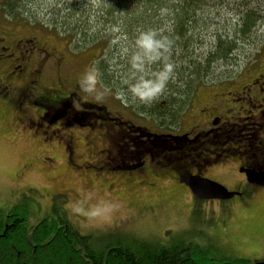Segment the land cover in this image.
Masks as SVG:
<instances>
[{
  "label": "rangeland",
  "instance_id": "rangeland-1",
  "mask_svg": "<svg viewBox=\"0 0 264 264\" xmlns=\"http://www.w3.org/2000/svg\"><path fill=\"white\" fill-rule=\"evenodd\" d=\"M79 1L0 0V5L9 2L15 6L13 10L0 8V30L2 27L11 29V33L15 34L13 39L37 37L51 53L63 60L60 68L52 63L46 64L43 70L45 96L53 93L56 80L61 77L69 84L82 83L85 89L83 97L95 105L92 108L78 105L75 117L69 116V113L64 116L67 109L63 108L59 119L46 122V128L37 129L38 134H35V129H24L21 122L14 119L21 107H25V102L24 105L20 103L17 92L13 94L17 95L18 101L13 94L1 98L0 212L27 210L31 226L56 213H66L72 227L80 235L89 236L90 245L98 253L107 251L130 235L151 244L192 242L209 250L213 258L222 264H240V260L264 261V189L253 187L243 196L227 201H198L178 187L172 173L159 178L153 174L127 177L109 173L95 176V170L86 168L98 162L100 150L108 144L103 132H98L101 124L97 121L109 125L111 134L119 131V124L117 120L108 118L117 117V113L134 123L151 126L152 119H149L148 113L140 110L149 100V82L146 79L138 81L137 74L131 70L134 75L128 73L122 61L129 58V62L134 58L140 65L155 68L160 61L171 69L183 62L180 51L173 56L168 51L153 47L147 36L143 42L140 31L135 30L127 36L119 29L112 31L107 24L96 25L93 20L88 24L89 33L100 31V36H112L113 42L90 49L76 47L77 41L70 39L65 32L59 33L58 29L63 30L65 26L61 19L64 14L59 11L70 8L71 4L78 5ZM167 3L177 4L175 0ZM197 6L202 10L196 14L195 30L188 34L193 36V60L208 57L211 51H215L219 39H236L237 45L230 60L215 62L204 74L201 82L206 83L201 85L203 89L199 94L202 95L200 99L204 94L205 100L212 99L213 94L235 90L254 71L264 68V0H199ZM93 7L98 9L99 6L93 3ZM244 9H258L260 22L250 36L240 38L234 32L239 26L240 11ZM168 13L165 10L159 13V20L164 25L162 28L155 27L158 35L173 26V16ZM9 43L10 47L14 46V42ZM102 52L106 54L109 72L118 79L112 85L113 90L103 88L97 78L94 61ZM160 68L157 67V76L162 81L167 74L162 73ZM126 72L129 77L125 76ZM89 75L94 77V82L87 80ZM172 77L167 76L169 83L179 86L177 79ZM158 79L154 88L163 90L165 85ZM64 92L68 91L64 89ZM196 95L195 91L191 101ZM150 98L153 101L156 99ZM197 103V100L195 104L190 103L189 111H185L171 127L179 132L190 127L193 124L190 117L199 107ZM83 112H91L93 117H79ZM101 115L106 116L105 121L99 118ZM25 117L27 119L26 114ZM90 122H93L91 127L88 126ZM117 136L119 134L114 135L112 144L119 151L120 139ZM68 144L73 145L72 155ZM154 183L156 186H151ZM217 183L231 192L237 191L236 187L220 177H217ZM61 193L65 195L60 196ZM253 193L255 195L250 196ZM93 210H96V215L90 214Z\"/></svg>",
  "mask_w": 264,
  "mask_h": 264
},
{
  "label": "flooded vegetation",
  "instance_id": "flooded-vegetation-1",
  "mask_svg": "<svg viewBox=\"0 0 264 264\" xmlns=\"http://www.w3.org/2000/svg\"><path fill=\"white\" fill-rule=\"evenodd\" d=\"M11 32V29L5 27L0 30V100L16 91L23 100L13 94L17 101L19 99L22 105L25 102V107H21L14 118L16 122H21L24 129H35V134H38L37 129L46 128V122L51 123L61 117L63 108L67 109L64 116L67 117L69 113V116L75 117L78 105L84 108L95 107L83 97L85 89L82 83L69 84L61 77L56 80L53 93L46 97L43 70L47 63L60 68L63 60L51 53L37 37L13 39L15 34ZM9 41L14 42L13 47H10ZM64 89L68 92H64ZM201 89L191 101V105L196 100L199 105L197 112L190 117L193 124L181 132L172 128V124L161 125L156 119L151 120V126H143L117 113V117L108 118L117 120L119 124V131L111 134L109 125L97 121L101 124L98 132H103L108 144L100 150L98 162L86 168L95 170V176L109 173L127 177L153 174L159 178L172 173L178 187L198 201L211 200L196 198L187 185L180 183L181 176H199L216 182L217 177H220L237 188L239 197L253 187L263 190L264 187L249 183L246 173L242 171L264 173V68L254 71L235 90L213 94L212 99L204 100V94L200 99ZM96 107L102 109L101 106ZM189 107L190 103L182 114L188 112ZM81 115L79 117L82 118L92 116L91 112H83ZM99 118L105 121L106 116L101 115ZM92 124L90 122L88 126ZM118 134L120 149L116 151L112 139ZM71 147L73 145H67L72 155L74 151ZM253 195L255 193L250 194Z\"/></svg>",
  "mask_w": 264,
  "mask_h": 264
},
{
  "label": "trees",
  "instance_id": "trees-1",
  "mask_svg": "<svg viewBox=\"0 0 264 264\" xmlns=\"http://www.w3.org/2000/svg\"><path fill=\"white\" fill-rule=\"evenodd\" d=\"M167 1L169 0H80L81 3L78 2V5L71 4L70 8L59 11L64 14L61 19L65 26L63 30L58 29L59 33L65 32L70 39L77 41L76 47L80 49L103 46L104 43L111 45L114 40L110 35L100 36V31L90 34L88 24L93 20L96 25L107 24L112 31L119 29L123 35L127 36L135 30L140 31L143 42L147 36L150 45L162 51H168L173 56L180 51L181 62H183L180 66L171 69L167 64L155 61L158 63L157 67H161L160 71L167 74L162 81L158 79L157 67L140 65L134 61V58L129 62V58L122 61L128 73L137 74L138 81L146 79L149 82L147 84L149 100L145 101L146 104L140 110L144 114L148 113L150 118L158 120L161 125L173 124L179 118L195 91L197 92L198 88L206 83L201 82L204 74L209 72L215 62L230 60L237 47L236 39L235 41L219 39L215 51H211L208 57L193 60V36L188 34L195 30L194 25L198 21L196 14L202 10L197 6L199 0H175L177 3L175 5L168 4ZM93 3L99 6L98 9H94ZM2 7L15 9V6L10 5L9 2L1 4L0 8ZM162 10L167 13L168 10L170 11V15L173 16V26L170 30L158 35L155 27L162 28L164 25L163 21L159 20V13ZM257 10L240 11L239 26L235 29V36L246 38L257 29L260 22V12ZM105 52H102L103 54L94 61V66L102 87L112 89V85L118 82V79L109 72ZM185 62H188V65L185 66ZM142 69H145V72H142ZM127 72L125 76L129 77ZM167 76L176 78L179 86H175L173 82L170 84ZM157 79L165 85L163 90L154 88ZM160 91L162 93H159ZM150 97L156 99L153 101ZM28 213L27 210L0 212V264L223 263L214 259L209 250L192 242L177 241L170 245L151 244L130 235H126L124 240L118 241L107 251L98 253L90 245L89 236L80 235L72 227L66 213L48 216L34 226L29 225ZM239 262L240 264H264L247 260Z\"/></svg>",
  "mask_w": 264,
  "mask_h": 264
},
{
  "label": "water",
  "instance_id": "water-1",
  "mask_svg": "<svg viewBox=\"0 0 264 264\" xmlns=\"http://www.w3.org/2000/svg\"><path fill=\"white\" fill-rule=\"evenodd\" d=\"M249 183L264 187V173L244 170ZM180 183L187 185L192 193L201 200H230L240 195L228 191L224 186L199 176H181ZM232 264V263H226Z\"/></svg>",
  "mask_w": 264,
  "mask_h": 264
},
{
  "label": "clouds",
  "instance_id": "clouds-1",
  "mask_svg": "<svg viewBox=\"0 0 264 264\" xmlns=\"http://www.w3.org/2000/svg\"><path fill=\"white\" fill-rule=\"evenodd\" d=\"M87 80H88L90 83H91V82H94V77L91 76V75H89V76L87 77ZM86 90H87V89H86ZM90 214H91V215H96L97 212H96V210H93Z\"/></svg>",
  "mask_w": 264,
  "mask_h": 264
}]
</instances>
